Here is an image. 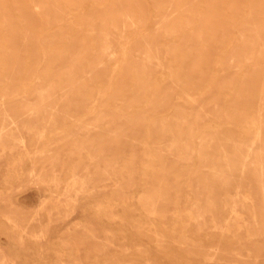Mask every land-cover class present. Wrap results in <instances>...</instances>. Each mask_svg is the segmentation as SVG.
Returning <instances> with one entry per match:
<instances>
[{"label": "rangeland", "instance_id": "obj_1", "mask_svg": "<svg viewBox=\"0 0 264 264\" xmlns=\"http://www.w3.org/2000/svg\"><path fill=\"white\" fill-rule=\"evenodd\" d=\"M0 264H264V0H0Z\"/></svg>", "mask_w": 264, "mask_h": 264}, {"label": "bare ground", "instance_id": "obj_2", "mask_svg": "<svg viewBox=\"0 0 264 264\" xmlns=\"http://www.w3.org/2000/svg\"><path fill=\"white\" fill-rule=\"evenodd\" d=\"M52 119H54V118H52ZM241 187V186H240Z\"/></svg>", "mask_w": 264, "mask_h": 264}]
</instances>
